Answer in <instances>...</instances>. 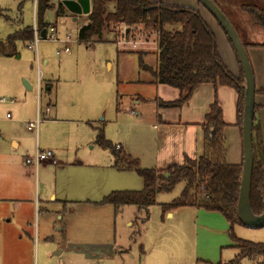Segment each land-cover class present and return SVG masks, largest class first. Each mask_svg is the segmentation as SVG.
<instances>
[{
  "label": "rangeland",
  "instance_id": "obj_1",
  "mask_svg": "<svg viewBox=\"0 0 264 264\" xmlns=\"http://www.w3.org/2000/svg\"><path fill=\"white\" fill-rule=\"evenodd\" d=\"M151 1L182 3L181 0ZM217 1L238 30L234 6L264 5V0ZM50 4L43 21L48 28L51 25L57 27L58 38L71 35L70 52L58 54L65 48V43L43 38L38 44V54L29 48L30 40L17 42V55H0V100H6L0 101V178L7 173L28 175V191L36 194L39 200L32 222L52 229L56 241L67 237V240L79 238L116 243L115 255L103 264H143L142 246L146 247L150 237L159 233L160 228V239L184 232L183 238L187 241L184 243L185 264H194L200 257L205 262L199 261V264L225 263L234 259L240 250L232 246L230 227H224L222 215H207L203 213L206 211L183 206L176 210L175 219H162L160 204L180 197L184 182L178 183L170 192L157 193L156 203L148 207L131 204L116 211L110 204L99 203L112 191L141 190L144 186L135 170H120L114 165L111 151L98 143L100 130L114 145L123 146L127 153L138 158L144 168L165 169L167 159H172L171 164L184 162V157L177 151L179 139L173 136L177 132L165 135L167 143L162 138L157 141L150 117L145 115L146 125L139 124L140 110L149 111L153 105L142 102L135 107L134 104L138 95L148 99L157 95L154 85L143 81L153 77L141 69L137 54L143 56L148 66H154L157 34L143 25L129 28L116 23L105 28L101 39L95 36L87 43L81 42L79 30L87 21V15L73 14L61 0H52ZM196 5L209 22L211 13L200 3L196 2ZM113 9L114 5L109 4L108 11ZM37 19L40 21L39 9ZM210 22L216 36L215 25L212 20ZM33 24L32 0H0V40L5 41ZM125 28H129L127 40L138 42L136 48L120 43ZM217 45L220 50L221 45ZM39 73H42V81L38 92ZM24 80L31 84L32 90L24 86ZM47 106L51 108L49 118L43 119L38 130H29L26 123L38 116L44 118ZM133 108L136 115L131 112ZM13 141L20 143L17 150ZM234 142L233 137L229 138L230 145ZM37 143L42 150L55 152L60 165L43 163L35 172L26 163V158L34 156ZM6 153L12 156L7 158ZM202 154L203 149L199 148L190 157ZM2 182L0 180V186L9 180ZM52 193L54 199L50 197ZM69 201L73 203L66 204ZM90 229L97 231L90 234ZM234 233L243 240L264 242V227L237 224ZM176 259L168 256L164 262L177 264ZM77 262L82 264L81 258H77ZM242 264L264 263L244 258Z\"/></svg>",
  "mask_w": 264,
  "mask_h": 264
},
{
  "label": "trees",
  "instance_id": "obj_2",
  "mask_svg": "<svg viewBox=\"0 0 264 264\" xmlns=\"http://www.w3.org/2000/svg\"><path fill=\"white\" fill-rule=\"evenodd\" d=\"M52 0H39L40 28H47L43 21L44 12L51 7ZM228 16L226 11L214 0ZM113 4V11L108 5ZM250 20L264 30V5L243 4L239 6ZM38 12V10H37ZM88 23L79 30V40L89 42L93 37L103 36L105 28L111 24L122 23L127 27L143 25L145 29L156 32V64L148 66L139 53L140 67L151 73L153 83L177 88L179 97L173 101H160L164 108H180L187 103L195 90L203 83H213L215 87L229 86L238 93L237 126L242 132L244 108V77L240 62L230 39H227L235 53L240 73L234 74L223 62L217 47L216 36L199 10L189 6H178L151 0H91ZM232 24L233 21L230 19ZM239 33V30L234 25ZM240 34V33H239ZM241 37V36H240ZM32 26H28L7 40H0V55L15 56L17 42L32 40ZM242 39V38H241ZM246 49L250 46L244 40ZM264 47L263 43L251 44ZM264 93V89L262 90ZM253 124L254 166L251 185V207L255 214L264 210V140L261 125ZM228 124L223 118L221 105L217 98L205 115L203 124L205 144L203 154L192 158L185 156L182 164H172L165 169L144 168L138 158L127 153L122 147L106 139L102 130L97 135L99 145L111 151L114 165L120 170H135L143 179L141 190L112 191L100 204H110L116 211L124 205L148 207L156 203L159 192H170L184 182L180 197L169 203L160 204L165 215L183 206L204 208L220 212L230 223L229 234L240 253L228 262L216 264H242L244 258L264 263V242H253L238 238L234 226L243 225L238 216V199L243 163L233 164L227 160L225 128ZM165 173L168 175L166 176Z\"/></svg>",
  "mask_w": 264,
  "mask_h": 264
},
{
  "label": "crops",
  "instance_id": "obj_3",
  "mask_svg": "<svg viewBox=\"0 0 264 264\" xmlns=\"http://www.w3.org/2000/svg\"><path fill=\"white\" fill-rule=\"evenodd\" d=\"M181 1L182 3L170 4L199 8L196 5V2L199 3L197 0ZM233 10L235 14H238L234 20L236 19L235 22L244 36V38L242 36L241 38L247 44H250L247 51L253 66L256 82L255 121L261 125L264 140V93L262 92L264 89V47H254L251 45L264 42V30L255 25L249 16L241 11L240 7L234 6ZM204 19L208 24L212 20L215 25L217 42L219 43V47L221 45L220 50H218L223 62L232 73L239 74V63L225 32L212 16L211 18L209 17V22L206 17ZM87 23L88 20L84 24ZM210 24L212 25V22ZM143 81L152 83L157 95L151 99L138 95L137 100L134 98V104L135 107H139L142 102H150L153 105V108L149 111L140 110L141 122L139 124L146 125L147 116L150 117L151 122L149 123L156 129L155 135L157 141L158 138H162L166 142L165 135L168 132H177L173 136L179 139H177V151L179 155L185 158V156L190 157V154L194 151L196 153V150L199 148H202L204 151L205 133L203 124L205 123V115L209 112L215 98H217L222 108L223 118L228 124L225 128L228 149L227 160L233 164L242 162V132L237 126L239 96L234 88L229 86L215 87L213 83H203L195 90L191 99L182 107L164 108L159 106V102L176 100L180 94L179 90L165 84L153 83V78ZM47 107L50 108V106ZM132 111H135V108ZM49 112H51V108ZM49 112H46L44 118H41V122L43 119L49 118ZM232 137L235 139V142L233 145H230L229 138ZM19 146L20 143L18 141H13L14 149L17 150ZM121 147L123 148V146ZM5 156L10 158L12 154L6 153ZM57 160L58 164L56 166L61 163L58 158ZM167 161L166 168L172 165L170 162H173L172 159H167ZM5 166L8 167V164L6 163ZM35 172L37 171L35 170ZM4 175L0 180L3 181L2 183L9 180V183L0 186V264H79L77 258H81L82 264H103L106 260L110 259L109 257L115 255L114 248L117 246L116 243H103L79 238L67 240V237V241L65 238L61 241H56L52 229L49 230L47 227H41L37 222H32L38 207L37 201L39 200L36 198V194L28 191L26 183L29 180L28 175L15 176L10 173ZM50 197L54 199L55 195L52 193ZM68 203L73 202L69 201L66 204ZM188 207L192 208L193 206ZM177 209L167 212L162 216V219L167 217L175 219ZM198 211H206L203 213L207 215H222L220 212L208 211L204 208H198ZM221 217L224 216L222 215ZM223 219H225L224 227L228 229L230 223L225 217ZM59 230H61V227ZM95 231L97 230L90 229L88 233L92 234ZM161 231L162 229L160 228L159 233L150 237L146 247L143 244L140 251L143 255V264H165L164 261L168 256L177 258V264H185L184 258L187 256V251L184 250V243L187 241L183 238L184 232L181 235H175L174 233L171 236L160 239ZM173 236H176V238H172ZM234 245L235 242L232 246ZM93 261L95 262L93 263ZM199 261L205 262L200 257V259L194 261V264H199Z\"/></svg>",
  "mask_w": 264,
  "mask_h": 264
},
{
  "label": "water",
  "instance_id": "obj_4",
  "mask_svg": "<svg viewBox=\"0 0 264 264\" xmlns=\"http://www.w3.org/2000/svg\"><path fill=\"white\" fill-rule=\"evenodd\" d=\"M61 1L73 14L88 15L91 11V0ZM197 1L211 13L228 36L242 68L244 77V108L242 120L243 166L238 199V216L243 225L250 228H262L264 227V210L261 214H255L251 207L250 198L254 166L253 124L256 108V82L253 66L240 34L217 3L214 0ZM127 32H129V28ZM41 35L45 38L46 29L42 30ZM23 84L26 88L33 89L31 84L26 80H24Z\"/></svg>",
  "mask_w": 264,
  "mask_h": 264
},
{
  "label": "built area",
  "instance_id": "obj_5",
  "mask_svg": "<svg viewBox=\"0 0 264 264\" xmlns=\"http://www.w3.org/2000/svg\"><path fill=\"white\" fill-rule=\"evenodd\" d=\"M32 2L34 5V24L32 25L33 38L30 41V44L28 46H29V48L35 50V52L38 54V44L40 42V39H43V37L41 35V32L43 29L40 28V26L38 25V22H37V10H38L39 0H32ZM44 29H46V36L44 39L49 38L52 40H56V41H60V42L65 43V45H66L65 48L63 50H59L58 54H61L64 52H66V53L70 52V47L68 45L72 41L71 35L68 34L65 38L60 39V38H58V30H57V27L55 25H51V26H49V28L47 27ZM127 35H128V32L125 28V33L123 34L122 41L120 43L122 45L129 44L133 48H136L138 45V42H135L133 40L132 41L127 40ZM41 78H42V73H39L38 78H37V91L38 92L41 90V81H42ZM0 101L5 102L6 100L3 98ZM49 110H50V108L47 107L46 112H49ZM132 113L136 115V111H132ZM8 117H10L9 114H8ZM41 120H42L41 117L38 116L36 120L27 122L26 127L29 130H34V129L38 130V127H39ZM47 162L55 164V165L58 164V160H57L53 151L42 150L39 148L38 145L36 147V151H35L34 156L26 158V163L28 165H31L36 171L38 170V168L41 164L47 163Z\"/></svg>",
  "mask_w": 264,
  "mask_h": 264
}]
</instances>
